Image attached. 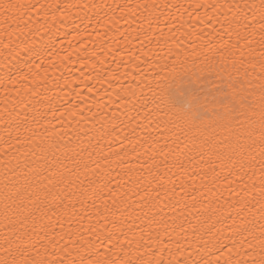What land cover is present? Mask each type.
Wrapping results in <instances>:
<instances>
[{
	"label": "snow or ice",
	"instance_id": "1",
	"mask_svg": "<svg viewBox=\"0 0 264 264\" xmlns=\"http://www.w3.org/2000/svg\"><path fill=\"white\" fill-rule=\"evenodd\" d=\"M74 7L94 10L117 46L121 38L128 45L138 41L140 55L129 61L146 64L152 76L138 74L136 86L113 77L128 123L115 112L109 119L107 113L81 115L87 131L77 121L75 137L66 142L55 126L40 123L47 112L56 118L58 110L47 83H40L47 79L45 59L56 37L33 16L41 10L47 16L50 9L56 20L57 11L70 16ZM159 7L155 0L63 8L0 0V35L9 38L4 47L13 35H23V63L33 76L31 87L9 88L20 79L22 68L13 63L20 53L0 75L4 104L25 109L17 123L5 107L0 122L14 125L12 139L27 149L23 160H0V264H264V0L167 4V15ZM162 16L177 23L157 31ZM120 20L127 25L123 32ZM29 31L47 38L32 39ZM64 111L71 119L78 115L75 106ZM22 127L31 133L23 140ZM128 129L131 134H118ZM129 151L138 167L126 160ZM218 186L230 195H217ZM223 227L232 234L231 247L221 243ZM213 250L219 253L214 258Z\"/></svg>",
	"mask_w": 264,
	"mask_h": 264
},
{
	"label": "bare ground",
	"instance_id": "2",
	"mask_svg": "<svg viewBox=\"0 0 264 264\" xmlns=\"http://www.w3.org/2000/svg\"><path fill=\"white\" fill-rule=\"evenodd\" d=\"M31 2H37V0H31ZM38 2L46 6L58 3L61 8L68 4L83 5L85 3L108 4L115 7L117 4L125 3L126 0H38ZM131 2L136 3L137 0H131ZM155 2L160 6L158 11H163L165 15H167V8L165 7L167 4H184L185 8H187L189 4L201 2L211 3L213 0H155ZM188 11H191V9H188ZM44 12L45 10H41L39 13H34L33 19L37 20L38 24H43L45 28L50 29V31L55 34L56 47L55 50L52 51L51 56H47V59H45L47 79H41L40 83H47L49 88L47 95L52 97V103L55 104L58 110L55 112L56 118H53L51 112H47V119L41 120L40 123L49 127L55 126L56 131L65 134L66 142L69 138L75 137V132L78 129L77 121H79L80 125L87 131L89 125L86 120L80 119L81 115L91 118L93 112L107 113L105 118L109 119L111 114L115 112L116 115L127 124V116L122 115L124 109L121 107L120 101L116 99V89L119 85L115 82L113 77H119L120 84L125 86H128L129 83H131V86H136L138 81L134 79V77H137L138 74L141 79L151 78L152 69L148 68L146 64L138 63V67H134L133 62L129 61V56L133 53L140 55V43L133 39L131 45H128L125 44L121 38L117 46L111 39L113 33L109 32L108 27L104 26L103 20L99 23L96 22L97 18L93 14L94 10H81L79 7H74L69 10L70 16L61 15V13L57 11L55 13L56 20L52 19V10L47 9V16H45ZM172 12L175 14L176 9L173 8ZM88 17L92 18L91 22H89ZM184 20H188L187 12H185ZM169 23L176 24L177 22L175 20L167 21L162 16L157 31H159V28H163L166 32V25ZM119 24L121 25L120 31H125L127 25L124 24V21L120 20ZM77 26H79L78 30L73 31V29H77ZM199 26L205 27L204 25ZM145 27H147V25H145ZM97 31H99L102 36L104 33H107V37L104 38L103 43H101L102 36H97ZM207 31L208 29L205 28V32ZM26 34L35 40H39L42 36H45L43 31L39 32V34L29 31ZM133 35H135V33H133ZM46 38L45 36V39ZM129 38L131 39V37ZM23 39V35H13L11 37L12 43L10 47L5 48L4 45L9 43V38L0 35V75L3 74L4 65L9 60H12L13 56H17V53H20L16 60L13 61V63L18 62L22 68V71L19 72L20 79L15 85L9 84V88H22L25 85L28 87L32 86L33 76L28 73V67L23 63L25 57L24 53L21 52L23 45L20 44V41ZM17 45H19V47H17ZM46 55L47 54H45V56ZM66 57L67 59H65ZM80 57L84 58L83 62ZM141 59H143V57ZM31 62V60L28 61V63ZM125 62H128L127 65ZM36 63H40V59H37ZM118 64L119 67H117ZM33 71H36V69H33ZM25 75H27L26 80L23 79ZM44 75L43 72H40L42 78ZM89 89H92V91L89 92ZM4 95L5 93L0 89V120L4 119L6 115L4 113V108L7 107L9 113H11L8 119L18 123L22 120L25 109H22L19 105H15V111H13L14 105L11 101L8 105L4 104ZM11 96L15 97V91L11 93ZM27 99H29V97H25L26 101ZM97 104H101L103 107L98 108ZM61 105H63V108H61ZM72 106H75V110L78 113L75 119H71L69 113L64 111L65 108L71 109ZM29 107L31 108L32 105H29ZM37 107H39L41 111H47L46 104H41ZM61 112H63V115H61ZM17 113H19V116L16 115ZM128 115L135 117L136 113L131 112L128 113ZM97 119H99V117H97ZM49 120L51 121L50 125L48 124ZM115 122L119 123V120ZM136 123H140V121H136ZM99 127L100 125L96 124V128L98 129ZM42 130L43 129H41V131ZM141 132L142 130L139 128L136 130L137 137ZM16 134L14 125H7L0 122V160L11 159V157H18L21 160L24 159V154L27 149L25 147L22 150L20 146L16 145L15 140L12 139ZM118 134L121 137L126 134H131V129H128L127 132L118 130ZM20 135L21 140H23L25 136H30L31 133H26L22 127ZM80 139L87 141V137L83 135ZM5 141H10L13 146L10 148L7 147ZM128 147L130 148L131 146ZM137 147L140 148V145L138 144ZM4 152H7L9 155L5 157ZM133 157L134 154L129 151L126 160L138 167L139 165ZM12 163L15 164L16 161L13 160ZM9 167L11 168V166ZM112 167L116 169V171H119L115 164ZM116 171L112 172L113 176L116 175ZM4 174V166L0 164V184L3 182ZM8 174L11 175V171H9ZM184 179H187V177ZM179 183L180 181L177 180V184ZM197 183H199V181H197ZM237 183H239V181H237ZM235 187L236 185H233V188ZM177 191H179V188H177ZM214 191L217 192V195H219L220 192H223L225 197L230 195L226 187L218 186ZM176 199H182V197H176ZM165 203H167V201H165ZM164 211L168 212L169 209L164 208ZM229 211L230 210H228L225 205L224 214L228 215ZM136 224L140 225V220H137ZM225 224L227 225L228 221H225ZM125 231H127V229H125ZM2 233L3 229L0 228V237H2ZM129 235L131 234L129 233ZM231 239L232 234L229 228L223 227L221 243L231 247ZM181 243H183V241H181ZM190 251L191 250L187 249L185 246L184 255L187 256ZM216 255H219V253L213 250L212 258Z\"/></svg>",
	"mask_w": 264,
	"mask_h": 264
}]
</instances>
